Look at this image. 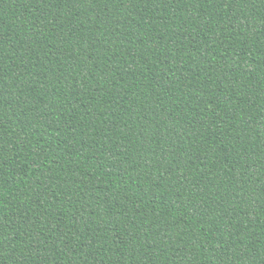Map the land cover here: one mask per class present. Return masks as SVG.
<instances>
[{
	"label": "trees",
	"instance_id": "1",
	"mask_svg": "<svg viewBox=\"0 0 264 264\" xmlns=\"http://www.w3.org/2000/svg\"><path fill=\"white\" fill-rule=\"evenodd\" d=\"M0 264H264V0H0Z\"/></svg>",
	"mask_w": 264,
	"mask_h": 264
}]
</instances>
